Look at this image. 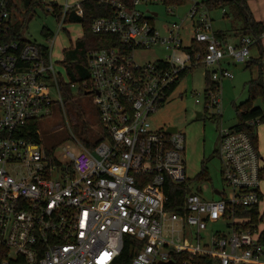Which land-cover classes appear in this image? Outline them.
Segmentation results:
<instances>
[{
	"label": "built area",
	"instance_id": "2783aa9c",
	"mask_svg": "<svg viewBox=\"0 0 264 264\" xmlns=\"http://www.w3.org/2000/svg\"><path fill=\"white\" fill-rule=\"evenodd\" d=\"M85 1L102 12L91 32L117 40L89 51L88 80L71 83L47 47L9 37L13 16L9 0H0V264H264L259 234L244 230L247 219L236 216L237 208L258 206L261 196L264 163L246 132H219L225 189H217L218 199L191 191L177 211L165 194L166 181H187L184 136L177 128L154 130L151 116L198 64L217 66L204 109L221 116L220 84L233 78L221 68L226 47L210 10L193 1L184 18L162 26L150 6L164 4L176 16L177 5L165 0H78L47 10L63 28L70 12L83 17ZM154 46L166 57L135 62L136 50ZM251 48L257 57L263 51L264 67V31L240 37L230 55L250 60ZM60 77L72 93L91 96L96 128L72 133L77 152L64 146L58 157L42 146L39 127L55 102L63 104Z\"/></svg>",
	"mask_w": 264,
	"mask_h": 264
},
{
	"label": "rangeland",
	"instance_id": "374dc122",
	"mask_svg": "<svg viewBox=\"0 0 264 264\" xmlns=\"http://www.w3.org/2000/svg\"><path fill=\"white\" fill-rule=\"evenodd\" d=\"M65 1L69 6H74L78 0H43L28 20L22 21L20 17L13 19V31L25 41L47 47L50 50L55 69L65 79H68L61 63L63 52L77 38L81 37L82 29L80 24L70 22L64 23L63 28H60L59 21L51 11L47 10L49 6H53L52 3L62 7ZM193 1L200 2L201 0H183L182 5L173 8L176 16L172 17L168 15V7L164 4L152 5L150 10L158 13L156 22L162 26L170 20L180 21L184 18ZM247 5L254 20L264 22V0H247ZM210 16L213 30H220L225 34L226 55L221 60V68L227 69L233 75V78H225L220 84L222 115L212 116L209 111L204 109L205 76L206 73L210 75L217 66L198 64L180 79L169 100L151 116L150 123L154 130H165L168 126L177 128L178 132L184 136L185 175L190 183V188L201 198L218 199L213 190L225 189L220 172L221 163L217 154L219 132L221 129H229L237 123L235 105L247 100L249 96L247 82L257 76V67L245 68L249 59H235L230 55L240 40L239 29L242 26V18L235 8L226 6L224 11L221 8H215L210 10ZM187 23L185 21V24ZM46 30L52 34L51 38L46 37ZM184 37L185 43H189V36L186 34ZM166 55L164 48L154 46L150 49L136 50L133 58L137 63H147L163 59ZM250 55L257 57L256 49L251 48ZM73 95V101L85 112L83 120L89 126L88 133H92L96 128V119L91 96H79L75 92ZM52 97L54 100H58L54 95ZM62 102V105L58 102L53 104L51 114L41 120L39 127L42 146L46 150H53L58 157H61V149L64 146L77 152L71 134L75 132L76 125L80 126V121H78L75 111L71 109V104L65 98ZM254 106L264 109V101L258 98L254 102ZM197 112L202 115L197 117ZM257 139L259 154L264 159V123L257 125ZM203 168L208 172V180H195V176ZM259 189L263 193V199L259 202L258 210L263 213L264 180L260 182Z\"/></svg>",
	"mask_w": 264,
	"mask_h": 264
},
{
	"label": "trees",
	"instance_id": "16d2710c",
	"mask_svg": "<svg viewBox=\"0 0 264 264\" xmlns=\"http://www.w3.org/2000/svg\"><path fill=\"white\" fill-rule=\"evenodd\" d=\"M42 1L43 0H9L10 11L12 12L13 19L20 17L22 21H25L26 19L28 20L35 8L41 5ZM203 3L209 10L215 8L225 9L226 6L234 7L236 12L242 18V26L239 29L240 37L246 35L259 36L264 31V22L254 20L249 11L247 0H203ZM165 4L179 6L183 4V0H165ZM52 5L56 12H60L61 8L59 6L54 5L53 3ZM82 6L84 9L82 18H77L72 12H70L66 19V22L68 23H80L82 29L81 37L77 38V40H75V42L63 52V60L61 63L63 64L66 76L71 83H80L84 80H88L89 74L86 68V59L89 51L108 47L113 40H117V38L112 35L94 34L91 32L90 22L92 18L102 13L99 5L94 2L85 1ZM45 35L47 38H51L52 36V34L47 30ZM216 35L223 40L225 39V34L220 30L216 31ZM9 37L18 38L19 35L12 30ZM45 48L46 47H43L42 49L45 50ZM262 55L263 51L260 49L258 57H251L250 60L246 62L245 68L250 69L254 66L257 67V76L247 82L249 92L247 100L239 105H235L238 121L231 127V129L236 131L246 132L258 153L257 125L264 123V109L254 106V102L258 98H264V69L261 63ZM189 70L190 69H186L182 73L180 79ZM205 80L206 87L215 85V83L211 81L208 73H206ZM59 83L65 100L71 104V109L75 111L77 119L80 121V126H75V132L80 130L82 134L87 135L89 126L83 120L85 114L84 110H82L80 106L73 101V93L69 85L63 81V77L59 78ZM78 95L81 96L82 93L79 92ZM208 177L207 170L203 168L194 179L206 181L208 180ZM260 178L264 180V166L260 170ZM191 191L192 190L188 180L184 184L180 185H173L169 181H166L165 194L168 196L169 200H173L177 203L176 205L169 203L168 207L179 211L181 205H183L185 196L191 193ZM260 200H262V194L260 196ZM258 207L259 205L246 211L237 208L236 216L247 219L242 228L244 230H250L252 233H258V241L260 244L264 245V212L260 213ZM122 257H126V260L127 257H129V255H127L126 247L122 253Z\"/></svg>",
	"mask_w": 264,
	"mask_h": 264
},
{
	"label": "water",
	"instance_id": "95a60500",
	"mask_svg": "<svg viewBox=\"0 0 264 264\" xmlns=\"http://www.w3.org/2000/svg\"><path fill=\"white\" fill-rule=\"evenodd\" d=\"M196 115H197V117H200L201 116V113L197 112ZM175 130H176V127H173V126H168L166 128V131H171L172 132V131H175ZM215 194L216 195H219V191L217 189L215 190ZM164 264H174V263H172V262L169 261V262L164 263Z\"/></svg>",
	"mask_w": 264,
	"mask_h": 264
},
{
	"label": "crops",
	"instance_id": "0c3cea01",
	"mask_svg": "<svg viewBox=\"0 0 264 264\" xmlns=\"http://www.w3.org/2000/svg\"><path fill=\"white\" fill-rule=\"evenodd\" d=\"M66 2V1H65ZM258 151H259V147H258ZM260 155V154H259ZM261 157V156H260ZM261 159H262V161H263V163H264V159L261 157ZM261 194H262V199H263V193H262V191H261Z\"/></svg>",
	"mask_w": 264,
	"mask_h": 264
}]
</instances>
